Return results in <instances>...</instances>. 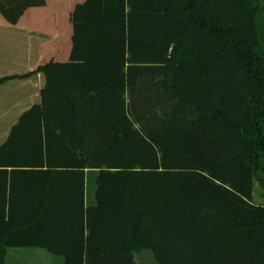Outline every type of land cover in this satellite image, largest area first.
Wrapping results in <instances>:
<instances>
[{"label": "trees", "instance_id": "16d2710c", "mask_svg": "<svg viewBox=\"0 0 264 264\" xmlns=\"http://www.w3.org/2000/svg\"><path fill=\"white\" fill-rule=\"evenodd\" d=\"M28 12L56 40L0 78L45 77L0 145V264H264V0H0Z\"/></svg>", "mask_w": 264, "mask_h": 264}, {"label": "crops", "instance_id": "0c3cea01", "mask_svg": "<svg viewBox=\"0 0 264 264\" xmlns=\"http://www.w3.org/2000/svg\"><path fill=\"white\" fill-rule=\"evenodd\" d=\"M44 19V16H39L38 12H28L17 28L0 23V78L25 74L38 68L39 63L44 59L43 46L56 40V34L43 32L42 27L46 22ZM44 85L45 77L38 73L26 79L10 80L0 87V145L7 138L20 115L40 102ZM11 249L24 248H9L6 264ZM18 254L20 253H14L13 256Z\"/></svg>", "mask_w": 264, "mask_h": 264}, {"label": "rangeland", "instance_id": "374dc122", "mask_svg": "<svg viewBox=\"0 0 264 264\" xmlns=\"http://www.w3.org/2000/svg\"><path fill=\"white\" fill-rule=\"evenodd\" d=\"M259 183H255L254 201L264 205V196ZM20 253L13 256L14 253ZM50 261V262H49ZM136 264H159L150 250H144L135 256ZM7 264H63L62 257L52 255L41 248L11 249Z\"/></svg>", "mask_w": 264, "mask_h": 264}]
</instances>
